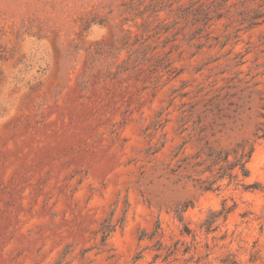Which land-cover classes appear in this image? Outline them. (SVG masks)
<instances>
[{"label": "rangeland", "instance_id": "obj_1", "mask_svg": "<svg viewBox=\"0 0 264 264\" xmlns=\"http://www.w3.org/2000/svg\"><path fill=\"white\" fill-rule=\"evenodd\" d=\"M0 264H264V0H0Z\"/></svg>", "mask_w": 264, "mask_h": 264}]
</instances>
